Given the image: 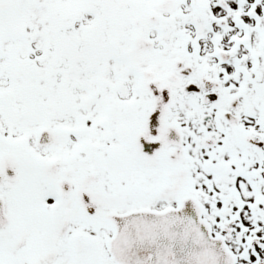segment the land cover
Masks as SVG:
<instances>
[{"label":"snow or ice","instance_id":"6c2138e0","mask_svg":"<svg viewBox=\"0 0 264 264\" xmlns=\"http://www.w3.org/2000/svg\"><path fill=\"white\" fill-rule=\"evenodd\" d=\"M0 264H264V0H0Z\"/></svg>","mask_w":264,"mask_h":264}]
</instances>
